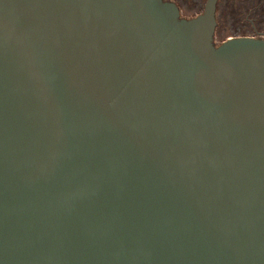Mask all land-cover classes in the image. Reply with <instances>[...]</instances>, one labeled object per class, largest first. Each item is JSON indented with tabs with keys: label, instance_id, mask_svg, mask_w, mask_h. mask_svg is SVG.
<instances>
[{
	"label": "water",
	"instance_id": "95a60500",
	"mask_svg": "<svg viewBox=\"0 0 264 264\" xmlns=\"http://www.w3.org/2000/svg\"><path fill=\"white\" fill-rule=\"evenodd\" d=\"M216 1L0 0V264H264V40Z\"/></svg>",
	"mask_w": 264,
	"mask_h": 264
},
{
	"label": "flooded vegetation",
	"instance_id": "af4514ba",
	"mask_svg": "<svg viewBox=\"0 0 264 264\" xmlns=\"http://www.w3.org/2000/svg\"><path fill=\"white\" fill-rule=\"evenodd\" d=\"M174 4L181 19H191L203 12L207 0H165ZM197 7L202 11L199 14L187 16L183 14V9ZM218 16L230 20L238 27L240 37H248L264 40V0H217L215 4V21L217 26ZM216 30V27H215ZM234 37V38H240ZM215 46V31L213 35Z\"/></svg>",
	"mask_w": 264,
	"mask_h": 264
},
{
	"label": "rangeland",
	"instance_id": "374dc122",
	"mask_svg": "<svg viewBox=\"0 0 264 264\" xmlns=\"http://www.w3.org/2000/svg\"><path fill=\"white\" fill-rule=\"evenodd\" d=\"M202 11L197 7H191L188 9H183V14L187 16L199 14ZM238 27L236 24L230 20V17H225V19L220 18L218 16L217 26L215 30V42L219 44L221 42L226 41L229 38L240 37V33L238 32Z\"/></svg>",
	"mask_w": 264,
	"mask_h": 264
}]
</instances>
